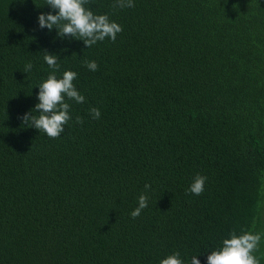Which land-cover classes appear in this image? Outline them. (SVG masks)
Instances as JSON below:
<instances>
[{
	"label": "trees",
	"instance_id": "1",
	"mask_svg": "<svg viewBox=\"0 0 264 264\" xmlns=\"http://www.w3.org/2000/svg\"><path fill=\"white\" fill-rule=\"evenodd\" d=\"M114 3L86 5L123 29L88 49L40 29L46 0H0V264H207L231 232L264 233V0ZM45 50L85 97L56 139L20 119Z\"/></svg>",
	"mask_w": 264,
	"mask_h": 264
},
{
	"label": "clouds",
	"instance_id": "2",
	"mask_svg": "<svg viewBox=\"0 0 264 264\" xmlns=\"http://www.w3.org/2000/svg\"><path fill=\"white\" fill-rule=\"evenodd\" d=\"M90 0H46L53 12L57 14L46 13L38 17L40 29L47 28L49 31L57 30L58 37L74 38L82 40L89 49L97 42H102L110 38L115 42L117 34L123 31L122 27L113 21H110L107 14L97 15L86 7ZM114 8H133L134 0H115ZM66 51V50H65ZM45 63L53 69L46 80L39 86L37 99L39 103L29 113L24 114L20 119L23 124L29 128H35L39 132L46 133L48 137L56 139L65 131V125L72 119L70 115L71 105L68 100L76 103H84L85 97L80 94L74 85L78 74L68 70L63 72L61 78H58L56 72L59 71V57L43 52ZM76 54H73L75 56ZM72 56V57H73ZM90 71H97L98 64L96 61H83ZM33 64L25 65L24 72L32 70ZM33 112L39 115H33ZM89 114L93 119H99L101 112L98 108H91ZM76 123L82 124L83 119L76 117ZM206 176L197 174L188 189V193L201 195L204 191ZM145 189L150 190L151 185L146 184ZM148 196L141 194L138 200V207L131 212L133 219L141 215L142 210L148 207ZM230 238L222 241V246L210 252L207 255V264H260V259L255 255L259 251V245L264 233H253L252 231L242 230L241 234L235 231L231 232ZM198 256L191 258V264H201ZM160 264H184L181 254L177 251L167 258L162 259Z\"/></svg>",
	"mask_w": 264,
	"mask_h": 264
}]
</instances>
